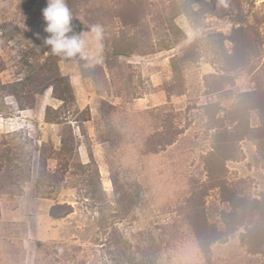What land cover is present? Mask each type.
<instances>
[{"label": "rangeland", "instance_id": "obj_1", "mask_svg": "<svg viewBox=\"0 0 264 264\" xmlns=\"http://www.w3.org/2000/svg\"><path fill=\"white\" fill-rule=\"evenodd\" d=\"M66 2L93 68L0 0V264H264V0Z\"/></svg>", "mask_w": 264, "mask_h": 264}, {"label": "clouds", "instance_id": "obj_2", "mask_svg": "<svg viewBox=\"0 0 264 264\" xmlns=\"http://www.w3.org/2000/svg\"><path fill=\"white\" fill-rule=\"evenodd\" d=\"M43 18L47 25L44 31L49 34L43 43L50 48V53L45 55H52L61 60L84 61L83 66L86 69L102 62L103 26L94 24L88 31L74 34L71 26L73 15L66 0H48V5L43 10ZM37 39L40 37L37 36Z\"/></svg>", "mask_w": 264, "mask_h": 264}, {"label": "trees", "instance_id": "obj_3", "mask_svg": "<svg viewBox=\"0 0 264 264\" xmlns=\"http://www.w3.org/2000/svg\"><path fill=\"white\" fill-rule=\"evenodd\" d=\"M180 30V29H179ZM180 32H181V30H180ZM181 34H183V32H181ZM105 47H106V45H104ZM118 48H116V50H117ZM116 55H118L119 57H121V56H126V52H124V51H116ZM52 64V63H51ZM53 66V65H52ZM178 63H173V68L174 69H177L178 68ZM53 67H55V65L53 66ZM65 77H58L57 78V82L59 83V84H62V83H64V81H65V79H64ZM22 84V81H20V82H18V83H15L13 86H12V88L14 89V91H12L13 92V94L14 95H16V96H18L19 95V92H18V86L19 85H21ZM69 85V84H68ZM53 86V92L54 93H56L55 91H57V89H56V87H55V85H52ZM69 88V87H68ZM65 100V99H64ZM51 109L50 108H48L47 109V119L49 120V111H50ZM119 201V203L121 202L120 200H118ZM73 212V207L71 206V205H69V204H63V205H61V204H57V205H55V206H53L52 208H51V211H50V214H51V216L53 217V218H55V219H58V218H63V217H66V216H68L69 214H71ZM215 241L216 240H218L217 238H215L214 239ZM131 264H137V263H134V262H132Z\"/></svg>", "mask_w": 264, "mask_h": 264}]
</instances>
